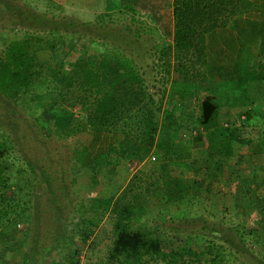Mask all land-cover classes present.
Listing matches in <instances>:
<instances>
[{
	"label": "rangeland",
	"instance_id": "obj_1",
	"mask_svg": "<svg viewBox=\"0 0 264 264\" xmlns=\"http://www.w3.org/2000/svg\"><path fill=\"white\" fill-rule=\"evenodd\" d=\"M10 1L24 6V15L28 10L32 14L24 27H14L9 20L12 15L6 13L5 0H0V37H20L23 30L37 29L45 38L62 39L66 45L62 48L64 56L58 57L64 62L58 68L59 78L67 73L63 72L65 62L75 60L82 50L92 58L124 55L149 88L154 85L156 92L165 89L163 104L156 112L161 124L171 92V74L167 76L161 67V47L172 43V0H120V5L119 0ZM33 13L42 22L38 23ZM28 21L33 22L34 29L27 25ZM46 49L42 39L34 41L29 50L41 57L47 55ZM52 67L55 69V65ZM36 89L10 100L0 94V140L4 141L5 131L10 134V144H15L16 139L13 156L17 155V161L25 167L22 159L30 160L35 171L27 170L23 176V182L32 179L35 187L29 190V199L25 183L20 200L14 198L12 206H0V264H123L111 255L120 217L128 230L156 236L166 248L182 246L195 253L202 264H264V248L254 245L249 237L243 243L237 231L241 227L240 214L244 213L242 204L233 198L237 185L232 183L227 168L233 166L241 171L255 159L264 168L263 119L244 120L245 106L220 107L219 124L236 129V134L248 141L232 142L237 151L226 159L224 176L210 182L204 170L215 162L207 157L198 106L200 102H215V98L196 93L176 104L170 102L172 119L181 115L186 121V115H192L191 128L170 137L179 145L176 149L186 157L185 161L192 159L193 164L185 168V164L172 161L168 171L189 182L195 175L203 179L197 198L178 203L168 201L153 186L160 174L157 168L165 161L161 149L154 145L137 164L126 154H110L118 148V137L95 136L81 127L86 113L80 105L67 103L57 91L46 88L45 82ZM260 93L264 94V87ZM116 131L120 133L121 128L118 126ZM0 163L5 165V157ZM192 166L203 169L195 173ZM258 192L264 195V185ZM137 202L142 203V209L136 207ZM16 203L27 208L25 215H16ZM130 204L132 208L124 216L123 212L119 215V210L125 211ZM215 249L220 258L213 261ZM193 262L188 264H197L196 259ZM146 264L165 263L150 260Z\"/></svg>",
	"mask_w": 264,
	"mask_h": 264
},
{
	"label": "trees",
	"instance_id": "obj_2",
	"mask_svg": "<svg viewBox=\"0 0 264 264\" xmlns=\"http://www.w3.org/2000/svg\"><path fill=\"white\" fill-rule=\"evenodd\" d=\"M120 3L119 0L118 4ZM250 6V0H172V43L161 47V56H164L161 67L167 76L171 74L168 88L171 92L168 91L169 102L161 124L156 119V112L163 104L165 89L156 92V87L152 85L150 88L154 90H150L145 84L144 77L130 59L118 54H105L99 58H92L81 49L75 60L65 62L66 70L63 72L67 73H63L59 78L61 71L58 68L61 64L64 65V62L58 57L64 56L65 52L62 48L66 43L52 36L51 39L45 38L38 34L36 28L32 32L23 30L20 37H0V94L8 100L17 99L18 95L32 93L33 90H37V85L45 82L46 88L49 87L51 92L57 91L61 99L72 105L78 104L84 109L86 115L81 123L82 128L91 130L95 136L104 132L118 137V148H113L110 154H118L122 157L126 154L128 160L137 164L154 145L159 151L161 149L165 161L157 168L160 174L153 186L160 190L168 201L181 203L189 200L190 197L197 198L202 178L195 175L189 182L179 176H173L168 171L172 161L180 166L185 164V168L193 164L192 159L185 161L186 157L176 149L179 145L172 141V136L170 137L181 129L191 128L192 115L188 113L186 121L181 115L172 119L169 105L170 102L176 104L184 100V97L196 93H207L215 98V102L212 100L200 102L198 106L207 157L213 158L215 162L208 169L205 168L204 174L206 171L205 176L210 182L219 175L223 177L222 170L226 159L237 151V146L234 144L232 146V142L239 144L248 140L244 139L243 135L236 134V129L219 124L220 107L223 104L234 108L245 106L248 99L245 86L247 81L264 79V34L258 57L248 63L251 65L250 68L247 67L246 78L242 81H209L203 69L204 55L201 42L205 33L213 28L225 26L230 18L246 11ZM5 7L6 13L12 15L9 20L15 24L14 27L18 25L24 27L26 25L24 21L29 20L32 14L28 10L24 15L27 9L17 3H11L10 0H5ZM35 16L38 23L42 22L38 15ZM28 23L27 25L34 29L33 22ZM42 39L44 46L47 47V55L40 57L29 49L34 41ZM159 94L161 95L158 98H154ZM243 113L244 120L251 118L252 113L248 108ZM118 126L121 128L120 133L116 131ZM9 138L10 134L5 131L4 141L0 140V160L5 157V165L0 163V206H12L14 198L20 200L24 193L23 189H26L23 185L26 183L23 182L24 172L27 173V170L35 172L30 160L22 159L25 165L27 164L25 167L17 161V155L13 156V152L17 150L15 149L17 141L15 139L13 141L15 144H10ZM186 155L188 157V152ZM248 166L241 171L233 166L227 167L231 173L232 183L237 185L233 198L239 202L238 205L242 204L244 213L240 214L241 227L237 228V231L243 243L245 237H249L254 245L264 248V195L258 192L260 186L264 185V168L256 159ZM192 169L197 173L203 168L192 166ZM26 181L25 195L29 199L32 195L29 190L33 191L35 187L32 186V179ZM16 204L17 208L13 210L16 215L18 217L25 215L27 208L23 209L22 203ZM136 207L142 209L143 205L137 202ZM131 208L130 204L126 206L125 211L119 210V215L123 212L121 216H124V213ZM121 221L120 217L114 230L111 255L123 264H146L150 260H159L165 264H188L194 263L195 259L197 264H202L192 251H186L182 246L166 248L156 236L139 230H128ZM243 221H245L244 225H242ZM212 255L213 261L220 258L216 249Z\"/></svg>",
	"mask_w": 264,
	"mask_h": 264
},
{
	"label": "crops",
	"instance_id": "obj_3",
	"mask_svg": "<svg viewBox=\"0 0 264 264\" xmlns=\"http://www.w3.org/2000/svg\"><path fill=\"white\" fill-rule=\"evenodd\" d=\"M250 2L249 9L230 18L225 26L204 34L203 69L209 81H242L247 67L250 68L248 63L257 59L264 34V0ZM245 86L248 89L245 107L251 111V119L264 120V94L260 93L264 79L248 80ZM97 135L109 137L104 132Z\"/></svg>",
	"mask_w": 264,
	"mask_h": 264
}]
</instances>
